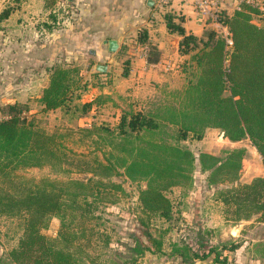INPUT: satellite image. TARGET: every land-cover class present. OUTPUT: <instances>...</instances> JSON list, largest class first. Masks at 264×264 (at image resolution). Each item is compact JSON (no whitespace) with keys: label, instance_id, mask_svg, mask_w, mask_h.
Listing matches in <instances>:
<instances>
[{"label":"trees","instance_id":"1","mask_svg":"<svg viewBox=\"0 0 264 264\" xmlns=\"http://www.w3.org/2000/svg\"><path fill=\"white\" fill-rule=\"evenodd\" d=\"M18 2L2 10L1 21ZM162 10L167 31L181 37L186 82L153 110L132 105L114 124L50 126L48 112L60 110L72 121L103 103L102 97L81 103L82 96L98 85V73L85 80L81 69L71 63L49 69L38 112L28 115V105L18 102L0 106V219L22 223V234L8 252L11 263L142 264L146 255H155L195 264L211 253L219 256L211 247V229L200 234L187 223L183 210L176 209L185 204L187 192H180L176 205L169 197L176 188L191 186L197 161L202 172H209L213 200L220 204L226 225L247 220L264 223V175L241 179L244 148L226 151L225 158L208 153L197 157L181 145L202 139L207 129H219L231 142L249 140L262 156L264 168V15L245 3L232 13L221 9L218 20L232 39L228 47L217 29H207L198 37L186 31L181 15ZM137 40L147 44V32ZM149 48L147 60L153 63L155 47ZM123 75H128L127 68ZM44 166L59 174L91 176L36 180L19 173ZM123 174L147 185L138 196L137 223L143 240L137 235L135 245L128 248L130 254L119 257V262L112 257L102 208L121 200L119 192L124 189L113 178ZM52 218L59 220V227L56 235L48 236L42 229ZM173 231L178 239L168 241ZM6 260L0 257V264H9Z\"/></svg>","mask_w":264,"mask_h":264},{"label":"crops","instance_id":"2","mask_svg":"<svg viewBox=\"0 0 264 264\" xmlns=\"http://www.w3.org/2000/svg\"><path fill=\"white\" fill-rule=\"evenodd\" d=\"M234 3L235 0H224L222 9L232 13ZM14 5V0H0V14L4 8ZM170 10L181 15L186 31L198 37L207 29H216L188 4L176 3ZM163 13L156 0H19L11 15L0 20V106L18 102L28 105V115L38 112L42 108L38 99L49 83V69L60 63L78 66L85 80H91L98 73V85L82 96L81 103L102 97L103 103L94 106L89 115L121 108L119 113L113 112L114 122L122 110L132 105L115 104L112 87L116 84L128 82L127 89L136 92L132 96L139 100L161 90L167 77L180 78L179 87L173 90L180 89L186 82L182 71L185 57L179 54L181 37L167 31ZM143 31L148 35L147 44L137 40ZM109 41L117 42L114 51ZM149 45L155 47L157 60L153 63L147 60L151 54ZM98 65H104L105 70L98 71ZM125 68L127 76L123 75ZM58 112L62 113L56 110L47 115ZM93 122L79 126L90 127ZM213 193L211 186V214L199 207L190 219L200 234L211 229V247L216 248L219 256L211 253L206 260L195 264L264 261V251L258 248L264 246V223L241 221L232 235V228L224 223L221 206L213 200ZM184 217L189 223L188 217ZM163 258L166 261L162 264H183L179 257ZM218 258L225 262L221 263Z\"/></svg>","mask_w":264,"mask_h":264},{"label":"rangeland","instance_id":"3","mask_svg":"<svg viewBox=\"0 0 264 264\" xmlns=\"http://www.w3.org/2000/svg\"><path fill=\"white\" fill-rule=\"evenodd\" d=\"M181 83L179 79H172L171 77H167L165 81V85H162V89L158 91H154L151 94L150 98L145 99H136L133 97V93L137 95L132 89L129 90L130 84L128 82H123L122 84H116L114 88V100L115 104L119 106L125 107L127 105H134V108H143L145 110H153L155 104H159L163 102V100L170 99V93L174 88H178ZM127 90V91H126ZM129 91V92H128ZM142 91L139 93L141 94ZM130 97V98H129ZM129 98V99H128ZM129 100V101H128ZM121 108L118 109H107L104 110L102 114L98 112L95 113H87L85 115H80V120L73 119L69 121L70 118L65 116L63 113H52L48 115L47 120L50 126H58L63 124H68L71 122V125L77 127L79 125L86 126L95 120H102L109 123L114 122L113 112L120 111ZM1 117V115H0ZM73 118V117H71ZM115 123V122H114ZM170 133H173L170 131ZM171 140V139H170ZM186 148H189L195 156H199L200 153H208L215 155L217 157L225 158L226 151L232 149H245V155L242 159V168L240 172V177L243 181H250L255 177L264 175V168L262 163V156L258 153L256 148L249 142V140H241L238 142H231L228 138L224 137V134L219 129H207L200 140L190 139L183 143H181ZM80 151V149H77ZM82 150V149H81ZM21 175L27 178H33L36 180L42 178L49 179H57V180H66L68 178H87V176L91 175H81V174H59L55 173L51 170L50 167H32L26 170H22L19 172ZM208 175L209 172H202L198 161L196 164V169L193 172V183L191 186L185 189L176 188L174 194H170L169 197L173 200L174 204L177 203V198L179 197L180 192H187L188 197L184 200L185 204L180 207L177 206L176 209H182L183 216L188 217L189 224H193L192 216L194 213L199 210L207 211L208 214H211V186L208 183ZM113 181L117 184H120L124 189L123 192H119L121 196V200L114 205H106L102 208V216L105 220V229L109 233L110 236V247L112 252V257L116 261H119V257L128 256L130 253L128 251L129 247H133L135 245V237L140 236L141 240L143 237L141 235V226L137 223V216L141 215V211L138 208L139 204V192L144 189L147 185L146 181L140 178H136L134 180L128 178L126 175H120L113 178ZM200 201V202H199ZM189 202V203H188ZM201 203V204H200ZM105 205V204H103ZM201 205V206H199ZM209 221L211 222V218ZM207 221V219L205 218ZM204 220V222H205ZM209 222V223H210ZM181 226V222L179 225L175 227ZM255 226V223H253ZM59 227V220L57 218H52L49 220L47 226L42 229V233L48 236L56 235L57 229ZM232 229L236 227L230 226ZM152 231L153 228L151 227ZM176 231V230H175ZM171 232L168 237V241H175L178 239L177 232ZM257 232V231H256ZM262 233V231H259ZM258 233V234H259ZM22 234V223L18 219L14 220H4L0 219V257L3 259L7 258V262L11 263L8 258V252L14 248L18 242ZM211 241V237L209 236ZM259 251L263 250V245H259ZM257 248V249H258ZM262 252V251H261ZM120 255V256H118ZM166 258H157L156 256L146 255L143 258L142 264H162V262L166 261ZM9 260V261H8ZM120 262V261H119ZM118 262V263H119Z\"/></svg>","mask_w":264,"mask_h":264},{"label":"built area","instance_id":"4","mask_svg":"<svg viewBox=\"0 0 264 264\" xmlns=\"http://www.w3.org/2000/svg\"><path fill=\"white\" fill-rule=\"evenodd\" d=\"M156 2L160 8L167 10H170V8L176 3L188 4L192 6L202 19L215 25L216 29L220 32L228 47L232 45V39L229 30L218 20V12L222 9L224 0H156ZM244 3L258 8L262 15H264V0H235V10H239L241 5ZM256 264H264V261L258 262Z\"/></svg>","mask_w":264,"mask_h":264},{"label":"water","instance_id":"5","mask_svg":"<svg viewBox=\"0 0 264 264\" xmlns=\"http://www.w3.org/2000/svg\"><path fill=\"white\" fill-rule=\"evenodd\" d=\"M109 46H110V49L112 51H114L116 49V46H117V42L116 41H109L108 42ZM97 70L100 71V72H103L105 70V66L104 65H98L97 67ZM232 235H235L236 234V229H232Z\"/></svg>","mask_w":264,"mask_h":264}]
</instances>
